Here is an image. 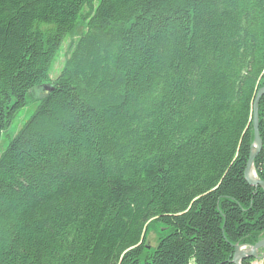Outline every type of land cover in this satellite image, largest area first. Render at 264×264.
Listing matches in <instances>:
<instances>
[{"label": "trees", "instance_id": "trees-1", "mask_svg": "<svg viewBox=\"0 0 264 264\" xmlns=\"http://www.w3.org/2000/svg\"><path fill=\"white\" fill-rule=\"evenodd\" d=\"M263 87L264 0H0V264H233Z\"/></svg>", "mask_w": 264, "mask_h": 264}, {"label": "water", "instance_id": "water-1", "mask_svg": "<svg viewBox=\"0 0 264 264\" xmlns=\"http://www.w3.org/2000/svg\"><path fill=\"white\" fill-rule=\"evenodd\" d=\"M263 96H264V87L258 90L252 105L253 144L251 146L250 155L244 171V178L250 186L255 188H260L264 191V182L258 178L251 177L254 161L258 157L262 147V141L259 134L258 109H259L260 99ZM242 247L243 245L234 246V253L232 256L233 264H241V262L245 259H253V260L260 259L259 258L260 252H262V257H264V239H261L253 246H250L248 250H242Z\"/></svg>", "mask_w": 264, "mask_h": 264}, {"label": "rangeland", "instance_id": "rangeland-1", "mask_svg": "<svg viewBox=\"0 0 264 264\" xmlns=\"http://www.w3.org/2000/svg\"><path fill=\"white\" fill-rule=\"evenodd\" d=\"M99 2V0H94L95 5ZM87 11V10H86ZM69 41H67L61 50V53L59 57L57 58L54 67L52 69L51 74V80L55 79L62 66H63V61L65 58V51L67 49ZM43 92L39 94H33L32 97H28L29 103L27 107L21 112V114L18 116L16 120L11 124V126L5 130V132L2 133V136L0 138V155L5 151V149L8 147L10 144L11 140L17 135L18 131L23 127V125L31 118V116L35 113L38 107V101L37 98L41 97ZM261 138V137H260ZM159 237V227L157 225H152L151 231L147 234L146 237V246H149L151 248H154L157 244Z\"/></svg>", "mask_w": 264, "mask_h": 264}, {"label": "built area", "instance_id": "built-area-1", "mask_svg": "<svg viewBox=\"0 0 264 264\" xmlns=\"http://www.w3.org/2000/svg\"><path fill=\"white\" fill-rule=\"evenodd\" d=\"M261 120H262V122L264 123V114H263V117L261 118ZM261 141H262V138H261ZM263 143V142H262ZM261 151H262V147H261ZM261 151H260V153H261ZM260 153H259V155H260ZM258 155V156H259ZM263 159H264V154H263ZM252 172H253V174H254V177L255 178H258L257 177V175H256V171H255V167H254V165H253V169H252ZM259 179V178H258ZM261 239H264V236L261 238ZM260 239V240H261ZM250 248V246H247V245H243V247H242V250H248ZM262 252H260L259 253V258L260 259H256V260H254V264H264V257H262Z\"/></svg>", "mask_w": 264, "mask_h": 264}, {"label": "bare ground", "instance_id": "bare-ground-1", "mask_svg": "<svg viewBox=\"0 0 264 264\" xmlns=\"http://www.w3.org/2000/svg\"><path fill=\"white\" fill-rule=\"evenodd\" d=\"M251 177H252V178L254 177V174H253V172H252V175H251Z\"/></svg>", "mask_w": 264, "mask_h": 264}]
</instances>
